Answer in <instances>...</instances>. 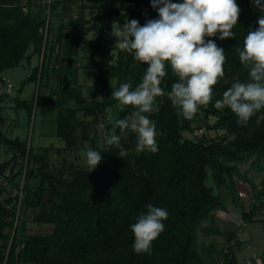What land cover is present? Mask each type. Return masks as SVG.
<instances>
[{
    "label": "trees",
    "instance_id": "1",
    "mask_svg": "<svg viewBox=\"0 0 264 264\" xmlns=\"http://www.w3.org/2000/svg\"><path fill=\"white\" fill-rule=\"evenodd\" d=\"M6 1L0 3V75L5 69L20 65L25 59L31 61L37 52H41V66L33 67L25 80L26 83L38 80L41 83L52 61L59 62V57H62L65 60L63 66L68 73L63 77L64 86L54 95L48 96V105L57 112L58 135L66 140L68 147L77 150L89 147L82 144L89 137L80 135L82 126L86 124L80 116H93L96 119L102 116L104 119L108 108L117 103L109 96L112 89L127 82L130 75H133L131 84L135 88L147 68L146 64L137 62L132 54L119 49V57L114 60V49L117 47L115 40L109 35L112 26L105 25L104 21L116 16L120 24L127 19H136L143 25L146 20L158 17L156 10L152 7L149 10L146 0H143V7L139 4V9V1L118 0V5L103 8L95 18L87 17L85 12L76 18H70L61 24L60 34L53 42L49 40L53 26L47 19L36 23L22 5ZM89 1L94 5L105 0ZM68 2L75 0H49L47 5L51 10L50 14ZM237 3L241 14L239 24L233 29L236 38L223 41L218 36L211 38L226 53L225 76L214 87V100L207 107L201 108L206 117H217L212 127L224 128L227 133L235 135L234 138L222 136L211 141L185 138L183 130L190 128L191 121L184 119L179 110L171 105L168 97L164 96L157 99L158 111L150 116L160 133L157 137V152H130L126 157L120 158L117 156L119 150L114 147L107 145L96 148L103 155L98 167L90 173L87 168H76L78 170L73 175L75 180L70 186L61 188L57 177L48 167L51 147L45 148L47 154H36L20 138H7L0 132V139L9 146L12 153L11 162L20 159V156H27L28 163L31 158L40 163L39 170L27 172L29 178L35 174L39 179L32 204L42 205L43 209L35 219L37 222L55 224L50 233L30 234L26 238L25 248L19 253L23 264H73L79 255L89 260V256L94 253L105 258V262L101 264H197L199 256L195 249L193 225L218 205H224L220 195L213 193L212 187L207 184L209 170L215 172L218 184L225 183V175L233 179V174L238 172L228 162L238 161L245 154L264 153V109L257 112L247 126H239L237 117L230 109L218 110L214 107L215 99H221L222 93L232 83L247 80V72L239 63L236 48H242L244 36L258 26L260 13L250 0H237ZM27 5L30 8L41 5L47 7L36 0H27ZM66 8L69 9L68 6ZM46 24L48 38L45 45L41 43L42 48L35 46L33 52L25 56L35 40H38L37 43L42 41L35 38V35ZM92 31L97 32L98 36L85 49L99 71L90 86L89 99L80 88H69L68 75L74 69L75 81L77 80L78 73L72 63L82 48L83 32ZM72 32L75 34L72 35ZM10 58L15 59L11 61ZM113 80H116L115 85ZM175 81L176 78L169 69L163 83L165 91H170ZM16 102L29 110L32 108L26 100L16 99ZM131 110L130 107L120 110L119 118L129 115ZM116 133L120 134L118 128ZM121 145L127 151L135 148V134L132 143L122 137ZM4 171V166H1L0 175ZM28 185L27 182V188ZM255 190L256 198L259 199L264 194V189L260 191L255 187ZM3 194L0 179V198ZM45 197H48V201H45ZM14 199L17 197L10 196L5 201ZM148 204L166 208L169 217L164 222V232L153 242L151 255H138L132 249L134 238L130 225L135 222L139 213L146 211ZM11 216V209L0 200V241L3 240L0 243V264H4L6 258L3 247L9 241V235L5 229L11 224ZM14 251L15 244L8 263L15 261ZM227 258V264H238L235 256ZM92 261L94 258L89 262Z\"/></svg>",
    "mask_w": 264,
    "mask_h": 264
},
{
    "label": "rangeland",
    "instance_id": "2",
    "mask_svg": "<svg viewBox=\"0 0 264 264\" xmlns=\"http://www.w3.org/2000/svg\"><path fill=\"white\" fill-rule=\"evenodd\" d=\"M4 1L0 0V3ZM36 1L47 5L49 0ZM138 1L137 9L141 8L139 4L142 7L144 4L143 0H135V2ZM146 2L150 10L151 3L148 0ZM172 2L176 3L174 0ZM6 3L22 5L36 23L44 18L47 19L48 23L50 22L53 26L49 40L54 42L60 34L61 24L66 23L70 18H76L82 12H85L87 17L95 18V15L102 12L103 8L118 5V0H105L94 5L89 0H75L72 3H65L61 9L52 14H50L49 5L45 8L43 5L30 8L27 5V0H7ZM118 21V17L114 16L106 19L104 24L112 26L113 22L118 23ZM111 31L112 29L109 35L116 43L117 38L111 35ZM74 34L75 32H72V35ZM97 36L98 33L95 31L83 32L82 47L90 45ZM35 38L42 41L37 43L38 40H35L34 45L32 48L30 47L28 52L26 51L25 56L31 54L35 46L42 48L45 45L48 38V24L39 29ZM42 56L41 52L34 55V58L36 57V60L33 61L35 66H41ZM118 57V48H115L114 60ZM30 62L25 59L20 65L6 69L5 73L0 75V132L7 138H20L26 142L28 147L31 146L36 154H47L45 148L51 147L48 154L49 170L57 177L59 187H67L75 180L73 175L78 170L76 168H86V165L81 156V150L69 148L66 140L58 135L57 112L48 105L47 96L54 95L64 86L63 77L68 73L63 67L65 60L59 57V62L52 61L48 72L44 73L41 83L39 80L32 83L25 82L31 73ZM73 62H82L84 74L81 81L86 84L90 83L89 86H91L99 71L98 66L93 65L92 67L90 65L91 61L85 50L80 51ZM68 80L70 89L80 88L78 79L75 81L74 70L69 72ZM132 81L133 75H130L127 82ZM113 84H116V80H113ZM90 92L87 87L84 91L87 98L91 97ZM109 96L111 97V94ZM16 99L26 100V102L29 99L28 104L32 105L31 110L20 106ZM120 110L121 107L118 102L108 108L107 114L111 126L106 122V113L104 119L102 116L97 119L93 116L86 117L85 119L90 124L80 131V135H87L89 139L82 141V144L93 150L106 147L105 137L115 127V121L120 119ZM216 121L215 115L206 117L205 111L200 109L195 118L191 120L190 128L183 130V136L194 141L201 139L211 141L213 138L220 139L222 136L234 138L235 135L227 133L224 128L212 127ZM125 140L132 143L133 133L127 132ZM130 152L137 153L136 148L127 151L128 154ZM11 157L12 153L9 146L4 143L3 139H0V167L4 166L5 170L0 175L4 188V194L0 200L12 212L11 224L5 229L9 235V241L7 240L3 247V253L6 256L4 264H23L19 253L23 252L25 248L24 241L26 238L30 234L44 235L50 233L54 230L55 224L37 222L35 219L43 209L42 205L35 206L32 204L39 179L35 174L34 177L29 178L27 172L39 170L40 163L32 160V158L28 163L29 157L27 156H20V159L11 162ZM228 163L234 165L238 172L233 174V179L225 175L227 179L225 183L218 184L215 172L209 170L207 184L212 187L213 193L220 195L224 205H218L193 225L195 249L199 256L197 264H227L228 256L230 259L235 256L238 264H264V194H261L260 198L257 199L255 190V187L260 191L264 189V153L245 154L238 161ZM27 182L29 183L28 188ZM10 196L17 197V199L5 201ZM45 201H48V197H45ZM2 242L3 240L0 241V243ZM14 244L15 261L8 263ZM171 253L172 251H170ZM89 257L94 258V261L89 262L91 259L88 260L79 255L73 264H101L105 262L103 255L98 253L91 254ZM189 264L196 263L191 262Z\"/></svg>",
    "mask_w": 264,
    "mask_h": 264
},
{
    "label": "clouds",
    "instance_id": "3",
    "mask_svg": "<svg viewBox=\"0 0 264 264\" xmlns=\"http://www.w3.org/2000/svg\"><path fill=\"white\" fill-rule=\"evenodd\" d=\"M150 3L157 18L148 19L143 25L136 19L112 24L111 35L117 38L115 47L147 65L135 88L131 82H124L111 92L121 110L132 109L129 115L115 121V127L105 137L106 145L118 149L120 158L128 154L121 145L127 132L135 134L137 152L158 151L160 133L150 118L158 111V98L167 96L171 105L189 121L214 100V87L225 76L227 57L224 49L211 38L235 39L233 29L239 24L241 14L237 0H179L176 3L150 0ZM250 3L260 13L258 26L244 36L242 48H236L247 80L235 81L222 93L221 99L214 101L216 109H230L239 126H247L264 109V0H250ZM169 69L176 81L170 91H165L163 83ZM81 156L88 173L103 160V155L90 147L81 149ZM168 217L166 208L152 204L146 205V211L135 217L130 230L136 254L151 255L153 242L164 232Z\"/></svg>",
    "mask_w": 264,
    "mask_h": 264
},
{
    "label": "crops",
    "instance_id": "4",
    "mask_svg": "<svg viewBox=\"0 0 264 264\" xmlns=\"http://www.w3.org/2000/svg\"><path fill=\"white\" fill-rule=\"evenodd\" d=\"M110 32V31H109ZM82 46V45H81ZM88 46V45H87ZM82 50H85L87 53H88V57H89V59H90V61H91V63H90V65L93 67V65L94 66H97L96 64H95V62H93L92 61V57L90 56V53L85 49V46L84 47H82L81 48V50L80 51H82ZM36 58V57H35ZM34 57L32 58V60H31V62H30V66L32 67L31 68V72H32V69H33V67H35V63L33 62L34 61V59H35ZM36 60V59H35ZM65 63V62H64ZM82 62H73L72 63V66L76 69V71H77V73H78V77H77V79H78V81H79V87H80V89L82 90V92L84 93V91L86 90V88L88 87L89 88V90H90V83H84V82H82L81 81V78H82V75L84 74L83 73V71H84V69H83V67H82ZM64 67V66H63ZM10 69V68H9ZM6 70V69H5ZM5 70L3 71V73H2V75L5 73ZM74 70V69H73ZM31 74V73H30ZM28 83H32V82H28ZM94 83V82H93ZM93 83H91L92 85H93ZM91 85V86H92ZM87 86V87H86ZM84 90V91H83ZM84 95H85V93H84ZM86 96V95H85ZM48 97V96H47ZM90 99V98H89ZM27 102H29V99H27ZM80 118L82 119V120H86L85 118H86V116L85 117H81L80 116ZM111 123V122H110ZM88 124H90L87 120H86V124H84L83 126H82V129L81 130H83V128H85V126L86 125H88ZM84 135V134H83ZM84 136H86L87 137V135H84Z\"/></svg>",
    "mask_w": 264,
    "mask_h": 264
},
{
    "label": "water",
    "instance_id": "5",
    "mask_svg": "<svg viewBox=\"0 0 264 264\" xmlns=\"http://www.w3.org/2000/svg\"><path fill=\"white\" fill-rule=\"evenodd\" d=\"M106 122L109 124V126H111L112 124L110 123L109 121V118H108V114L106 113Z\"/></svg>",
    "mask_w": 264,
    "mask_h": 264
}]
</instances>
